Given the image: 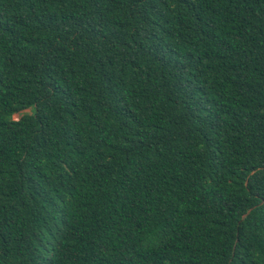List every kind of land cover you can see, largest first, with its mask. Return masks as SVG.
I'll return each mask as SVG.
<instances>
[{
	"label": "trees",
	"instance_id": "obj_1",
	"mask_svg": "<svg viewBox=\"0 0 264 264\" xmlns=\"http://www.w3.org/2000/svg\"><path fill=\"white\" fill-rule=\"evenodd\" d=\"M0 264H264V0H0Z\"/></svg>",
	"mask_w": 264,
	"mask_h": 264
},
{
	"label": "rangeland",
	"instance_id": "obj_2",
	"mask_svg": "<svg viewBox=\"0 0 264 264\" xmlns=\"http://www.w3.org/2000/svg\"><path fill=\"white\" fill-rule=\"evenodd\" d=\"M31 111H32V108H26V109H24V110H22V111H20V112H18V113H15L14 114V118L15 119H18V118H20L23 114H25V113H31Z\"/></svg>",
	"mask_w": 264,
	"mask_h": 264
}]
</instances>
